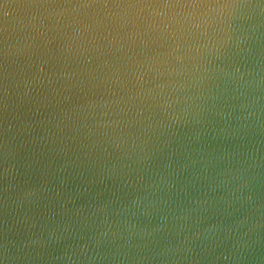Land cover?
Returning a JSON list of instances; mask_svg holds the SVG:
<instances>
[{
	"label": "clouds",
	"instance_id": "clouds-1",
	"mask_svg": "<svg viewBox=\"0 0 264 264\" xmlns=\"http://www.w3.org/2000/svg\"><path fill=\"white\" fill-rule=\"evenodd\" d=\"M0 264H264V0H0Z\"/></svg>",
	"mask_w": 264,
	"mask_h": 264
}]
</instances>
